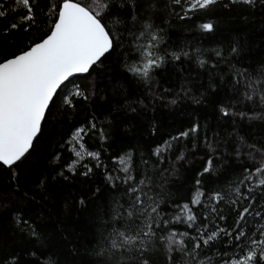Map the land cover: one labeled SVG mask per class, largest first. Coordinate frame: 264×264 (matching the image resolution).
Segmentation results:
<instances>
[{"label":"snow or ice","instance_id":"1","mask_svg":"<svg viewBox=\"0 0 264 264\" xmlns=\"http://www.w3.org/2000/svg\"><path fill=\"white\" fill-rule=\"evenodd\" d=\"M257 16L264 0H0V171L20 193L0 264H264Z\"/></svg>","mask_w":264,"mask_h":264},{"label":"trees","instance_id":"2","mask_svg":"<svg viewBox=\"0 0 264 264\" xmlns=\"http://www.w3.org/2000/svg\"><path fill=\"white\" fill-rule=\"evenodd\" d=\"M226 28H232L237 27V25L229 23L228 25H225ZM246 30L249 32V38L258 46L256 49H254V54L260 52L262 49L259 47L260 45L264 44V35H261V33H264V23H262L261 18L259 16L256 17L255 21L251 24H249L246 28ZM171 39L177 43L183 38L192 39V22L191 21H185L180 22L174 20L172 22V26L168 29ZM113 64H116L115 58H113ZM172 79H175V77H171ZM79 83L87 84L88 80L86 79H78ZM205 111H211V109H205ZM82 115V113H81ZM189 119L188 112L185 110H177V112L174 114V116L170 119L169 123H173L174 126H179L183 121ZM51 131V130H49ZM136 135H139V130L136 131ZM21 183L25 184L24 178H21ZM26 186V185H25ZM15 183L11 180L8 173L0 171V201H12L16 196H19L20 193H14ZM23 191V187L21 188V192ZM62 207V206H58ZM5 219H7L5 214ZM81 220L83 221V217H81ZM86 227V224H85Z\"/></svg>","mask_w":264,"mask_h":264}]
</instances>
